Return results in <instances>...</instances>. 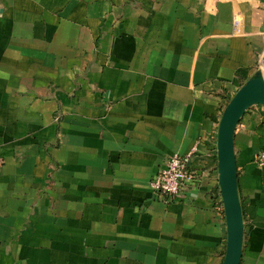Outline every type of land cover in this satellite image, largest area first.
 <instances>
[{"label":"crops","instance_id":"1","mask_svg":"<svg viewBox=\"0 0 264 264\" xmlns=\"http://www.w3.org/2000/svg\"><path fill=\"white\" fill-rule=\"evenodd\" d=\"M262 60L264 0H0V264H222L218 123ZM233 146L239 264H264V104Z\"/></svg>","mask_w":264,"mask_h":264},{"label":"water","instance_id":"2","mask_svg":"<svg viewBox=\"0 0 264 264\" xmlns=\"http://www.w3.org/2000/svg\"><path fill=\"white\" fill-rule=\"evenodd\" d=\"M253 104H264V60L257 73L248 79L225 105L218 123L217 180L226 225L222 264H239L242 252L243 219L237 189L233 134L239 119Z\"/></svg>","mask_w":264,"mask_h":264},{"label":"built area","instance_id":"3","mask_svg":"<svg viewBox=\"0 0 264 264\" xmlns=\"http://www.w3.org/2000/svg\"><path fill=\"white\" fill-rule=\"evenodd\" d=\"M237 26V21H234ZM192 152L185 155L173 153L153 176L150 186L163 201L172 202L186 186L194 180V174L188 169ZM254 161L258 166L264 165V147L254 156Z\"/></svg>","mask_w":264,"mask_h":264}]
</instances>
